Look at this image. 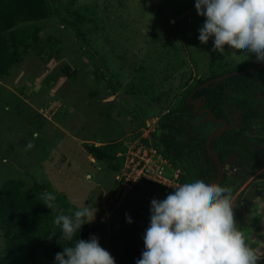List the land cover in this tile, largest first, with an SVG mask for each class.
<instances>
[{
	"label": "rangeland",
	"instance_id": "374dc122",
	"mask_svg": "<svg viewBox=\"0 0 264 264\" xmlns=\"http://www.w3.org/2000/svg\"><path fill=\"white\" fill-rule=\"evenodd\" d=\"M52 4L53 15L38 23V51L28 52L9 75L0 78V201L7 179L23 180L30 187L46 178L77 207L97 210L94 221L87 224L100 246H106L107 233L112 240L130 238L139 234L145 221L150 224V219L143 217L142 223L141 215L129 214L152 197L142 183L106 215L116 175L132 143L151 131L154 135L149 137L163 149L157 125L172 118L162 119V114L175 107L197 78L210 76L225 61L237 64L250 53L227 45L223 54L213 51L214 38L201 44L198 29L205 17L197 14L195 0H53ZM85 5L93 14L88 15L92 20L85 24L82 39L71 27H64L59 16ZM212 126L198 125L195 118L191 137L198 131L207 136ZM33 133L39 136L34 138ZM167 135L189 142L183 136ZM29 142L33 147H27ZM110 142L120 143L121 148L107 161L94 159L83 146ZM255 144L250 146L255 149ZM186 161L175 169L187 174V182L205 180L195 161ZM170 174L167 168L165 175ZM246 182L247 190L233 194ZM234 189L237 225L247 243L264 252V167ZM2 248L0 232V252ZM35 256L50 264L43 247ZM258 264H264V258Z\"/></svg>",
	"mask_w": 264,
	"mask_h": 264
},
{
	"label": "trees",
	"instance_id": "16d2710c",
	"mask_svg": "<svg viewBox=\"0 0 264 264\" xmlns=\"http://www.w3.org/2000/svg\"><path fill=\"white\" fill-rule=\"evenodd\" d=\"M53 0H0V78L9 75L10 70L23 61L25 55L30 51H38L41 44L40 30L38 25L41 21L50 18L53 15ZM89 14L93 11L89 6H80L73 10L67 11V16H59L64 27H71L82 39H85V24L89 22ZM250 53L243 61L231 65L230 61L221 63L219 69L212 71L210 76L197 78L193 85L175 105L172 110L162 114V119L168 116L172 118L175 115L177 123L190 124L189 120H184L182 107L186 103V97L190 91L205 81L220 76L224 73L253 68L261 62H255L250 65L254 58ZM104 76V69L99 68ZM94 70V75L96 74ZM260 81V82H259ZM259 82V83H258ZM264 68L252 70L248 73L232 75L214 82L206 88L197 90L192 98L204 96L206 106H208L216 117L224 116V109L227 104H234L241 114L242 126L237 130L235 137L228 138L225 134L215 138L214 142L223 141L219 151V157L224 162V157L230 153L238 151L239 163L242 167V176L237 179H228L225 175V186L234 191L254 172L264 167V138H258L255 149L250 146L253 137L248 135L246 128L252 123V118H264V112L258 106L259 99L257 93L264 96ZM182 112V113H181ZM172 114V115H171ZM171 122L161 120L157 129L162 131L160 134L164 139L163 149L157 144L154 146L160 151L165 158L176 168L184 164L180 152L176 149L184 147L186 144H178L176 140L171 139L163 130L172 127ZM178 129V128H177ZM204 131L201 132V134ZM204 135H194L193 139L198 140L197 146L205 153ZM154 133H151L153 136ZM241 141L238 142L237 139ZM153 141V140H152ZM167 142V144L165 143ZM86 153L90 154L98 161H107L113 152L121 148L120 143H105L96 146L94 144H83ZM180 155V156H179ZM241 159V160H240ZM236 162L237 159H236ZM117 166H114V169ZM117 170V169H115ZM216 173V166L213 169L207 168L205 172V181L209 182ZM187 174L182 172L180 182H187ZM223 182V183H224ZM223 183L220 185L223 186ZM233 183V190L229 185ZM148 190H159L163 193L161 187L148 181L142 182ZM3 196L0 201V232L3 237V248L0 252V264H42L35 256V252L41 247L48 254L50 264H54V257L57 252L63 251V246L69 243H75L77 239L87 240L91 236L92 228L88 224L82 225L78 230L72 242L60 239L61 230L54 224V218L58 212L72 215L78 208L69 198L61 191L54 188L46 178L34 181L30 187H25L23 180L7 179L2 184ZM50 192L56 196V209H48L41 199L42 192ZM232 193V192H231ZM149 226V225H148ZM141 225L139 234L134 236L132 242H126L120 249L121 258L124 264H135V261L141 257L144 250L143 234L148 227ZM94 231V229H93ZM55 232L56 235L48 238L49 234Z\"/></svg>",
	"mask_w": 264,
	"mask_h": 264
},
{
	"label": "clouds",
	"instance_id": "9594fccd",
	"mask_svg": "<svg viewBox=\"0 0 264 264\" xmlns=\"http://www.w3.org/2000/svg\"><path fill=\"white\" fill-rule=\"evenodd\" d=\"M195 9L205 17L198 29L201 44L214 38L213 51L223 54L227 45L264 62V0H195ZM173 188L163 200H151L144 250L135 264H258L264 258L237 225L230 188L199 178ZM39 199L48 209L57 208L53 193L42 192ZM96 211L81 206L72 215L58 212L54 224L61 230L60 239L72 242L82 225L94 221ZM54 264H115V259L91 235L63 246Z\"/></svg>",
	"mask_w": 264,
	"mask_h": 264
},
{
	"label": "flooded vegetation",
	"instance_id": "af4514ba",
	"mask_svg": "<svg viewBox=\"0 0 264 264\" xmlns=\"http://www.w3.org/2000/svg\"><path fill=\"white\" fill-rule=\"evenodd\" d=\"M255 62H257V59H255V56H254V58H253L252 62L250 63V65H253V63H255ZM261 63H263V62H261ZM261 63H259L258 65H260ZM262 68H264V67H262ZM195 88H193L191 91H193ZM260 89H263L264 90V87L261 86ZM202 97H204V96L202 95V96L195 97V98H192V99L201 98V101H204L203 100L204 98L202 99ZM256 97L259 99L258 106L261 107L262 110H263V112H264V96H262L261 93H257L256 94ZM187 105L188 104H187V101H186V103L182 107L183 115H180V116H181V118H184V120H186V121L188 119L190 124L184 123V126L182 127L181 126L182 123H177L178 122L176 120L177 117H175V115H174V116H172V121H171V123L173 124L172 127L170 129H168L167 131L164 130L163 131V134L166 131L167 134L170 133V134H173V135H176V136H183L184 138L189 139V142L188 143H184V144H186L184 147L178 148L176 150L178 152H180L179 154H181V157L183 158V162H184L185 165H186L185 160H187L186 162H188L189 159L191 161L193 159L195 161L194 166L196 168H199L203 172V174L206 175L205 172L207 171V168L208 167L210 168V170H212L213 169V165H215L216 166V171H217V165L215 164L214 161H212V162L210 161V158L208 157V153H205L203 151V149L201 148V145H198L197 146L198 140H195V139H193L191 137V129H190L191 122H190V119H191V116H192V113H193L195 104H191L189 107H187ZM198 108H199V110H201L203 108H209L208 106H206V99H205V102L202 103ZM224 114L225 115L223 117L222 116L216 117L213 114L214 117L217 118V119H223V118L226 119L228 121V123H229V126L232 127L230 130L224 131L221 135H224L225 134L228 138L235 137L237 130L240 129V127L242 126V124H241L242 123V120H241L240 110L234 104H227L225 106V109H224ZM195 118L198 120V124H201L202 122L200 123V121H203L202 119H205L206 120L205 123H212L213 124L212 127H214L215 125H217V123L213 122L209 118V116H208L207 113L198 114L197 112H195L194 117H193V121H194ZM183 131H184V135L182 134ZM246 132H247L248 135H250V136H252L254 138L253 141H250L251 144H253L254 142L255 143L258 142V140H256L258 138H264V118H257V117L252 118V123L246 128ZM197 134L198 135H201V131H198ZM221 135H219L217 137H214L212 139V142H211V149L214 150L218 154V156H219V151L221 149V144L223 143V141L220 140L217 143L214 142V141H215V138H219V137H221ZM201 139H204V146H205V139H206V137L204 136ZM237 140H238V142L241 141L239 138ZM190 141H192V142H190ZM177 143L178 144H182L183 142H180L178 140ZM205 150H206V148H205ZM237 153H238V151H235L234 153H230L229 155H226L224 157V162L219 157L220 160H221L223 169H224V178L221 181V183L224 182L225 175H229L228 176V179H237V178H239L242 175V171H241L242 170V167L240 169L239 168L237 169L235 167H238V166H235L234 165V162H236V159L238 158ZM197 163H198L199 166L197 165ZM237 163L241 165V163H239V162H237ZM231 167H232V170H234V172H232V174H230ZM215 176H216V173H215L213 179L215 178ZM231 186H233V183H232ZM229 187H230V185H229ZM147 194H149L150 197L152 196L151 198L147 199L148 200L147 201V205H145L143 207V205H142L143 203H141V205H142V206H140L141 209L138 208L139 209L138 210L137 208H132L129 211V214L136 215V216L141 215L142 216L141 220L143 219V217L145 215L146 216L148 215L150 217V208H151L150 202H151V200H153V199L163 200L168 195L167 193H164V191L162 193L161 191L156 190V189H154V190H147ZM147 206H148V210L146 208ZM145 210H146V212H144ZM147 222H149V221H147ZM147 222H145V223H147ZM145 225L148 226V223L145 224ZM123 237L125 238V236H123ZM124 238H121V239L118 238L117 240H112V235L109 234V233H107V239H105V241L107 242V244H106V246H104V244L101 246L104 249H106L107 251H109L110 254L114 257L115 264H124V261L121 258V254H120V251H119V249L126 243ZM130 239H129V241L128 240L127 241L128 242H132L134 240V236L131 237ZM121 241H123V244H122ZM114 248H115V250H114Z\"/></svg>",
	"mask_w": 264,
	"mask_h": 264
},
{
	"label": "built area",
	"instance_id": "2783aa9c",
	"mask_svg": "<svg viewBox=\"0 0 264 264\" xmlns=\"http://www.w3.org/2000/svg\"><path fill=\"white\" fill-rule=\"evenodd\" d=\"M149 134L140 136L128 149L123 167L116 175L117 185L114 187L113 196L107 208V212H109L106 214L107 217L110 216L111 211L113 213L116 208L121 206L124 197L138 183L151 182L161 187L167 194L174 191L173 187L183 184L179 180L182 174L181 170L175 169L171 162L157 150ZM167 168L171 172L170 176L165 175Z\"/></svg>",
	"mask_w": 264,
	"mask_h": 264
},
{
	"label": "water",
	"instance_id": "95a60500",
	"mask_svg": "<svg viewBox=\"0 0 264 264\" xmlns=\"http://www.w3.org/2000/svg\"><path fill=\"white\" fill-rule=\"evenodd\" d=\"M255 59H256V56H255ZM264 67V62L261 63L260 65L254 67V68H248V69H243V70H236V71H231V72H227V73H224L220 76H217V77H214V78H211L207 81H205L204 83L198 85L193 91H191L187 98H186V101H187V107H189L191 104H195V107H194V110H193V113H192V116H191V119H190V122L191 123H194L193 121V117H194V114L195 112H197L198 114H202V113H207L209 118L217 123V125H215L214 129H212L209 134L206 136V139H205V148H206V151L208 153V157L210 158V161H214L215 164L217 165V171H216V176L214 179H212L211 181L209 182H215V183H218L220 184L221 181L223 180L224 178V169H223V166H222V163H221V160L218 156V154L211 149V142H212V139L214 137H217L219 135H221L224 131L226 130H230L232 127L229 126V123L226 119H217L214 117L212 111L209 109V108H203L201 110H199V106L205 102V98L202 97V99L204 101H201V98H196V99H192V95L194 94V92H196L197 90L199 89H203V88H206L208 87L209 85H211L212 83L214 82H219L221 81L222 79L226 78V77H229V76H232V75H237V74H242V73H248L252 70H258L260 68ZM203 121H200L201 122H205L206 120L205 119H202ZM199 125V124H198ZM221 125V126H220ZM148 210V208H147Z\"/></svg>",
	"mask_w": 264,
	"mask_h": 264
},
{
	"label": "crops",
	"instance_id": "0c3cea01",
	"mask_svg": "<svg viewBox=\"0 0 264 264\" xmlns=\"http://www.w3.org/2000/svg\"><path fill=\"white\" fill-rule=\"evenodd\" d=\"M247 185H248V182H246L245 184H243L242 187H241V189H240L239 191L234 192L233 194L238 195V194L241 192V190H243V189H246V190H247V188H246ZM246 190H245V191H246ZM233 194H231V196H233ZM233 198H234V196H233ZM232 200H233V199H232ZM144 209H145V208H144ZM145 212H146V210H145ZM145 214H146V213H145ZM144 217H146L147 220L150 219V217H148V216H146V215H145ZM142 220H143V219H142ZM142 220H141V222H142ZM143 222H144V221H143ZM143 222H142V223H143ZM145 222H147V221H145ZM145 222H144V225L147 224V223H149V222H147V223H145ZM130 238H131V237H130ZM130 238L127 237V236H125V242H128ZM127 240H128V241H127ZM130 240H131V239H130ZM121 242H122V244H123V241H121ZM114 250H115V248H114Z\"/></svg>",
	"mask_w": 264,
	"mask_h": 264
}]
</instances>
